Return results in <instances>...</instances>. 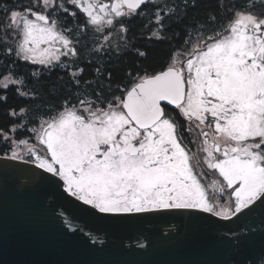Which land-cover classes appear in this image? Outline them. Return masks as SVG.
<instances>
[{
    "label": "snow or ice",
    "instance_id": "snow-or-ice-1",
    "mask_svg": "<svg viewBox=\"0 0 264 264\" xmlns=\"http://www.w3.org/2000/svg\"><path fill=\"white\" fill-rule=\"evenodd\" d=\"M47 189L143 224L142 255L264 213V0H0V235L11 217L47 243ZM257 234L244 264H264V220L211 239L235 256Z\"/></svg>",
    "mask_w": 264,
    "mask_h": 264
},
{
    "label": "water",
    "instance_id": "water-1",
    "mask_svg": "<svg viewBox=\"0 0 264 264\" xmlns=\"http://www.w3.org/2000/svg\"><path fill=\"white\" fill-rule=\"evenodd\" d=\"M47 189L33 194L31 199H39L40 212L44 223L38 231L46 233L47 243H37L34 239L22 233L9 218L7 230L0 235V264H78L82 261H100L104 264H167V262L199 259V258H234L238 264H244L248 257L259 258V248L262 237L257 234L239 254L233 256L227 249L212 244V237L217 232H223L228 227L244 228L252 226L259 230L264 213L257 209L252 215L236 224H208L205 222L200 233L192 241H177L174 247L161 245L153 236V249L150 254L142 255L139 251L126 249L124 242L139 236L144 230L143 224L136 221H127L123 224H114L100 219L93 211L86 210L79 201L67 196L47 197ZM215 219V218H213ZM67 221L74 225L77 231L69 232L63 228ZM157 227L153 230L158 231ZM89 235L105 241L104 245H92ZM211 247L216 255L212 257H198L181 252Z\"/></svg>",
    "mask_w": 264,
    "mask_h": 264
}]
</instances>
